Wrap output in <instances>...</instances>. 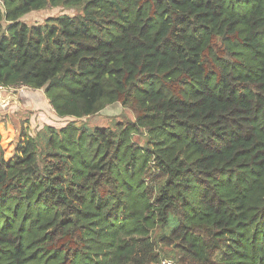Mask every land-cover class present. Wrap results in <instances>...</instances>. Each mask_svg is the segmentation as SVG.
I'll list each match as a JSON object with an SVG mask.
<instances>
[{
	"label": "trees",
	"instance_id": "obj_1",
	"mask_svg": "<svg viewBox=\"0 0 264 264\" xmlns=\"http://www.w3.org/2000/svg\"><path fill=\"white\" fill-rule=\"evenodd\" d=\"M0 86L73 117L0 119V264H264V0H5Z\"/></svg>",
	"mask_w": 264,
	"mask_h": 264
},
{
	"label": "rangeland",
	"instance_id": "obj_2",
	"mask_svg": "<svg viewBox=\"0 0 264 264\" xmlns=\"http://www.w3.org/2000/svg\"><path fill=\"white\" fill-rule=\"evenodd\" d=\"M64 13L74 14V9L69 7H48L44 10L31 12L25 15L22 20L29 24H36L43 22L48 16ZM6 23L7 21H4V24ZM1 99L5 100V102H1L0 105V119L2 120L3 117L10 116L6 124V126L9 125L12 127L9 139H15L20 135V126L22 123L25 126L27 125L26 118L29 119V132L31 134H35L45 124L63 127L68 121L73 119V117H60L56 113L53 106L49 103L44 89H33L25 86L4 88ZM123 115L128 118H133L130 110H126L120 103L116 102L108 105L105 109L89 118H81L78 124L85 122L90 126L108 125L114 119L121 118ZM159 250L161 253L166 254V257L163 258H168L173 260L174 264H179L177 250L175 259L168 257L170 255L167 253L166 246L159 247Z\"/></svg>",
	"mask_w": 264,
	"mask_h": 264
},
{
	"label": "built area",
	"instance_id": "obj_3",
	"mask_svg": "<svg viewBox=\"0 0 264 264\" xmlns=\"http://www.w3.org/2000/svg\"><path fill=\"white\" fill-rule=\"evenodd\" d=\"M0 5L4 6L5 5V0H0ZM161 264H174L172 260L164 258L161 262Z\"/></svg>",
	"mask_w": 264,
	"mask_h": 264
},
{
	"label": "water",
	"instance_id": "obj_4",
	"mask_svg": "<svg viewBox=\"0 0 264 264\" xmlns=\"http://www.w3.org/2000/svg\"><path fill=\"white\" fill-rule=\"evenodd\" d=\"M2 91H3V87L0 86V105H1V102H5V100H2L1 97H2Z\"/></svg>",
	"mask_w": 264,
	"mask_h": 264
},
{
	"label": "clouds",
	"instance_id": "obj_5",
	"mask_svg": "<svg viewBox=\"0 0 264 264\" xmlns=\"http://www.w3.org/2000/svg\"><path fill=\"white\" fill-rule=\"evenodd\" d=\"M4 6H5V5H4ZM4 6H3V7H4ZM163 259H164V258H163ZM163 259H162V260H163ZM167 259H168V258H167ZM172 261H173V260H172ZM161 262H162V261H161Z\"/></svg>",
	"mask_w": 264,
	"mask_h": 264
}]
</instances>
